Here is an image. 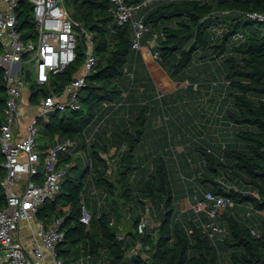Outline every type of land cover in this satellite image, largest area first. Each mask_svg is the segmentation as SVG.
<instances>
[{"label": "trees", "instance_id": "1", "mask_svg": "<svg viewBox=\"0 0 264 264\" xmlns=\"http://www.w3.org/2000/svg\"><path fill=\"white\" fill-rule=\"evenodd\" d=\"M142 1L126 0L129 4ZM20 2L22 35L26 40L36 39L31 3ZM65 2L92 33L98 63L80 91L79 108L56 110L38 122L39 151L52 146L58 134L75 139L78 149H86L92 159L90 165L83 152H61L59 161L71 163L61 189L54 198L44 200L37 211L46 220L62 217L65 237L57 251L64 264H79L76 260L88 254L96 264H224L225 250H231V264H264V217L262 229L257 232L225 209L217 217L227 231L222 239L211 238L195 219L186 217L184 222L175 218L177 194L164 155L157 149L143 153L151 155L150 162L141 158V145L150 125V99L155 97L141 101L135 93L139 81L133 28L116 21L112 0ZM248 10L264 12V0H153L145 6L144 15L149 30L158 32V60L174 79H189L183 84L186 89L199 86H195L196 76L187 72L199 50L204 62L219 60L216 70L223 68L233 99L226 121L234 127L235 136L224 148L216 145L215 151L204 138L196 144L203 153L202 170L196 177L210 181L208 189L229 196L232 206L250 202L264 211V21L247 17ZM239 31L246 32V36L237 41L234 35ZM84 39L82 34L75 61L53 74L49 84L29 81L31 101L38 102L51 88L60 92L70 82L85 60ZM130 72H134L133 78ZM149 81L152 83L151 78ZM5 100L6 83L0 70V125ZM126 100L132 105L127 114ZM112 101L122 102L116 107L105 106V102ZM98 123L99 129L88 141ZM3 158L0 150V180L6 174ZM109 160L115 165L112 174L107 170ZM185 161L189 165V160ZM179 167L186 178L188 174ZM219 176L231 183L220 182ZM93 186L105 193L103 203L92 193ZM5 201L0 182V206ZM148 202L158 218L156 226L142 220ZM83 204L90 213L89 222L82 219ZM128 213L131 227L119 237L121 222ZM138 240L142 245L135 252Z\"/></svg>", "mask_w": 264, "mask_h": 264}, {"label": "built area", "instance_id": "2", "mask_svg": "<svg viewBox=\"0 0 264 264\" xmlns=\"http://www.w3.org/2000/svg\"><path fill=\"white\" fill-rule=\"evenodd\" d=\"M29 1L35 18L37 38L26 40L19 27V8L22 7L20 0H0V70L6 83V100L0 125V150L4 157L1 164L6 170L0 180L6 200L5 205L0 206V248L3 251L0 264H64V258L57 251V245L65 237L62 217L46 220L39 217L37 211L44 200L54 198L61 189L66 169L71 164L59 161L61 152H83L85 162L90 165L92 159L86 149H78L75 139L61 138L58 134L52 146L39 151L36 148L38 122L40 118L48 119L49 114L56 110L80 107V91L85 85L87 75L96 68L98 56L94 50L92 33L73 15L65 0ZM112 1L116 21L130 24L134 31L133 47L140 49L142 37L149 30L145 15L140 10L153 0H143L138 4H129L126 0ZM246 16L264 21V12L259 10H248ZM82 34L85 37L83 64L62 91L51 88L38 102L32 103V114L25 127V134L21 136L22 98L29 82L26 69H31V80L40 85L49 84L53 74L63 71L75 61ZM245 36L246 32L239 31L234 39L240 41ZM153 44H157V41ZM149 52L155 59L160 58L158 50L149 49ZM129 76L133 78L134 72H130ZM126 94L127 91H124V95ZM157 96L163 97L160 89ZM121 102L104 104L116 107ZM99 126L98 123L94 127L88 141ZM225 145L226 142L222 144V148ZM209 150L211 151L210 148ZM108 163L107 170L112 174L115 165L110 160ZM199 165L202 166L201 162ZM218 180L229 185L222 176ZM93 187L92 193L97 196L99 203H103L105 193ZM204 196L211 204L207 211L209 218L204 220L198 215L195 220L211 238H216L217 233L226 230L218 223L217 217L229 205H233V200L211 189L206 190ZM82 219L86 222L90 220V213L84 204ZM150 219L152 211L147 203L142 211V220L151 226L153 224ZM24 229L30 234L27 242L20 237ZM118 236L123 237L124 234L119 232ZM141 245L142 242L138 240L133 251L136 252ZM78 263L96 264L89 254Z\"/></svg>", "mask_w": 264, "mask_h": 264}, {"label": "rangeland", "instance_id": "3", "mask_svg": "<svg viewBox=\"0 0 264 264\" xmlns=\"http://www.w3.org/2000/svg\"><path fill=\"white\" fill-rule=\"evenodd\" d=\"M69 8L72 10L70 6ZM213 30L219 31L220 28L213 27ZM263 30L264 28L261 32ZM200 53L201 50L197 52L187 70L190 75L196 76V81L199 83L197 88L186 89L183 84L189 82L187 78L184 81L178 82L181 87L179 89V95L176 93L170 95L166 92V88L163 85H159L161 92H163V97L160 98L156 95L155 99L157 100L152 101L153 99H150L152 110L149 132L156 131L157 134L159 133L164 136L163 140H165V142L158 146V144L152 142V136H147L143 140L140 149L143 162H150L149 160L151 158V155H148V153L146 156H143L145 151L154 152L158 149V151L162 152L170 168L171 181L175 189V194L178 196L177 202H181V197L184 196H181V194L187 193L185 180H189L188 177H183V173L179 166H181L185 160H189L190 166L199 165L203 159V153L196 148V144L202 143L204 137L208 139V137H206V130L209 123H214L212 118L218 116L221 118L222 115L226 118L228 113L227 109L233 106L232 95L230 94V89L227 87L223 68L220 67L219 70H216L219 60H216L215 63H206L200 57ZM229 124L230 123L227 124V129L229 131L227 141L233 142L235 136L234 127ZM180 146L185 148L183 154V149H181ZM114 149L115 148H112L111 152H113ZM106 156L112 159L107 153ZM193 157L194 162H191V158ZM222 177L225 178L224 176ZM227 182L231 183L229 180H227ZM205 183L211 182L206 180ZM148 204L150 203L148 202ZM180 213V208H176V219L179 218ZM243 214L245 215V212L239 215ZM129 216V213L126 214L121 222V233L124 235L126 230L131 227ZM261 216H264V214ZM152 218H154V221L150 219V222L153 224L151 226H155V222H157L158 218L153 211ZM181 218L182 221L186 219L185 216ZM84 258L85 256H80L78 261L81 262ZM97 264L100 263L98 262Z\"/></svg>", "mask_w": 264, "mask_h": 264}, {"label": "crops", "instance_id": "4", "mask_svg": "<svg viewBox=\"0 0 264 264\" xmlns=\"http://www.w3.org/2000/svg\"><path fill=\"white\" fill-rule=\"evenodd\" d=\"M144 11L145 7L141 8L140 12L144 13ZM157 34L158 32L153 30L145 32L142 40V46L140 49H137L138 58L136 59L135 66L136 72L138 73L137 80L139 81V87L136 88L135 93H138V97H140L141 101L144 100V98L155 97L157 91L160 89L159 85H163L166 88V92H168L170 95H173L175 93L177 95L180 94L179 89H177L180 87V84H178L179 81L177 79H174L170 75L169 71L162 66L160 61L158 59H155L149 52V49H152L153 51L156 50V44H153V42L157 41ZM149 78H151L152 83L149 81ZM194 80H196V78ZM30 94L31 90L28 83V88H26L22 98L23 115L20 120V124L22 127L21 136L25 134V127L30 119L33 110L32 103L34 102L31 101ZM154 100L157 99H153L152 101ZM126 103L128 104L125 111V113L127 114L130 113V108L132 105L131 102H127V100ZM212 121H214V123H209L206 130V137H208V139H206L205 137L204 139H206V144L208 146H211L215 151L216 145L222 146L224 142H227L229 131L227 129L228 123L224 115H222L221 118H219V116L214 117L212 118ZM146 136H152V142H155L156 144H158V146L165 142V140H163L164 136L160 135L159 133L157 134L156 131L149 132L148 130ZM180 148L183 149V146H180ZM191 162H194V157L191 158ZM181 167L182 170L186 172V174H188L187 177L189 180L186 182L187 193L181 194V196L184 195L183 197H181V202L176 201V208H180L181 211L178 219L181 220L182 216L195 219L198 215H200L204 220H208L209 217L207 211L211 207V204L209 201L204 199V192L206 189L210 188V183L202 182L199 180V177H196V173L202 170V166H189L188 162L185 161L181 165ZM226 210L228 212H234L240 219L253 227L255 231L260 232V230L262 229V219L264 216L261 215L264 214V211L255 209L250 202L238 203L234 206L229 205ZM244 212L245 215H239L240 213ZM152 220L154 221V218H152ZM157 223L158 219L157 222H155V226L157 225ZM221 226L224 227L222 224ZM226 232L227 231L225 230L223 232L217 233L216 238H224L226 236ZM20 237L27 242L30 239V234H28V231L24 229L20 234ZM2 253L3 251L0 248V257ZM230 253L231 250H225L223 252V262L225 260L224 264H231ZM76 261L78 262V260Z\"/></svg>", "mask_w": 264, "mask_h": 264}, {"label": "water", "instance_id": "5", "mask_svg": "<svg viewBox=\"0 0 264 264\" xmlns=\"http://www.w3.org/2000/svg\"><path fill=\"white\" fill-rule=\"evenodd\" d=\"M26 76H27V79H31V69L30 68H27L26 69Z\"/></svg>", "mask_w": 264, "mask_h": 264}]
</instances>
